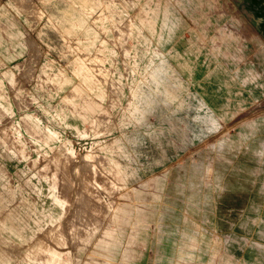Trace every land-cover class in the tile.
<instances>
[{"label": "rangeland", "instance_id": "rangeland-1", "mask_svg": "<svg viewBox=\"0 0 264 264\" xmlns=\"http://www.w3.org/2000/svg\"><path fill=\"white\" fill-rule=\"evenodd\" d=\"M85 1L0 0V264H264V103L179 33L205 0Z\"/></svg>", "mask_w": 264, "mask_h": 264}, {"label": "crops", "instance_id": "crops-1", "mask_svg": "<svg viewBox=\"0 0 264 264\" xmlns=\"http://www.w3.org/2000/svg\"><path fill=\"white\" fill-rule=\"evenodd\" d=\"M81 1V0H80ZM97 1L95 0V7L97 6ZM89 3H85L87 7L90 0L85 1ZM206 4V17L203 16L198 21L189 18L191 24L189 27H182L183 23H187L185 20L180 18L176 23V28H181L179 33H183V37L193 38L196 37L198 39L201 37L202 39L206 37L207 33L214 29L215 34L219 33L221 35V39L227 41V45L231 44V49L238 51V54L241 53V62H238L237 69L235 66L231 69V71H239L243 73L244 77L242 81H239V85L243 87L241 90L243 101L240 102L241 107L240 110L243 111L244 108L242 106L248 104H253V106L260 105L259 109H261V105L264 103V43L263 36L260 28L257 24L252 22L250 18H248L241 7H245V4H240V2H236L235 0H205ZM82 6V5H81ZM90 6V5H89ZM195 35V36H194ZM198 35V36H197ZM181 37V36H180ZM182 38V37H181ZM183 38V40L185 39ZM223 42H220L219 46H213L212 50L216 49L219 53V47H223ZM227 47L226 45L224 48ZM237 47V48H235ZM210 52H213L208 48ZM215 51V50H214ZM222 53V52H221ZM235 59V58H234ZM230 61V59H229ZM230 68L228 65L225 69ZM232 73V72H230ZM245 78V80H244ZM211 82H206L204 85L209 86ZM215 85L216 83L213 82ZM223 85L230 86V82L223 83ZM231 97V95H229ZM247 104V105H248ZM194 238L190 239L191 245H194ZM249 238H238V249L235 253L231 251V245L229 238L227 240H223L221 242L222 249L227 252L228 261L227 264H260L259 258V244ZM208 246H201L202 254L206 253ZM179 251L177 252V256L181 257L182 255V247L180 245L177 246ZM228 249V251L225 250ZM196 249V248H195ZM198 250V249H197ZM177 249L175 248V253ZM193 251V249H191ZM194 255L193 252L189 254V258Z\"/></svg>", "mask_w": 264, "mask_h": 264}]
</instances>
